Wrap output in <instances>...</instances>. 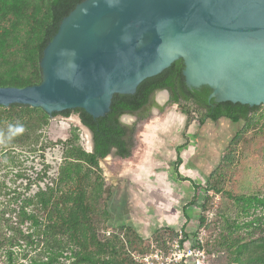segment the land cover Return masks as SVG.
Masks as SVG:
<instances>
[{"label": "rangeland", "instance_id": "rangeland-1", "mask_svg": "<svg viewBox=\"0 0 264 264\" xmlns=\"http://www.w3.org/2000/svg\"><path fill=\"white\" fill-rule=\"evenodd\" d=\"M46 2L31 0L21 11V17L14 13L4 18L0 15V51L10 52L0 64V74L14 69L24 76L31 70L29 62L24 59L21 42L28 37L35 19L44 16ZM6 5L16 7L12 1H7ZM154 100L164 108L162 111L153 108L147 119L139 120V117L128 114L121 117L128 125L138 122L132 157L121 159L111 153L99 160V170L91 172L85 165L84 174L77 181L59 186L60 169L68 159L75 157L74 149L80 147L92 152L86 144L88 137L79 124L48 116L40 108L19 120L0 118V264H8L6 249L9 239L21 236L16 223L22 205L35 201L37 196H51L53 205L58 203L55 210L52 205L38 212L44 232L41 239H53L48 225L62 229V225L69 224V229L72 226L80 238L78 252L95 258L93 262L82 260L81 256L67 260L61 258L62 263L103 264L109 258L113 264H128L129 258L150 252L156 245L152 238L157 230L141 233L137 223L147 222L144 225L147 229L157 215L161 219L168 215L156 210L149 184L162 189L172 187L173 192H179L177 185L183 180L174 181L177 147H183L179 151L183 159L179 171L181 168L187 177L185 181L190 194L183 199L185 204L169 199L168 204L173 208L168 210L171 213L173 203L179 204L180 208L188 205L185 209L188 223L172 229L176 233L181 231L183 237L187 235L186 244L194 252L190 264H223V253L218 258L217 252L210 255L208 250L216 247L215 239L224 217L235 215L236 208L229 195L256 193L264 196V110L257 111V119L250 130L232 142L243 123L221 120L200 125L198 111H193L188 118L176 104L166 105L168 94L164 91H157ZM5 108L0 106V111ZM229 152L234 155L232 163L223 161ZM216 166L214 177L208 179ZM209 181L217 192L207 190ZM195 184L199 188H195ZM152 195L159 197L157 193ZM72 198L78 201L74 204ZM29 208L32 209L28 206L26 209ZM74 212L78 222L71 225L66 219L72 218ZM200 216L206 218L201 227ZM28 224L23 226L24 230ZM83 232L86 238H83ZM107 243L109 253L104 254L100 252L101 244ZM23 248H14V264H26L31 255L44 250L43 244L29 249L30 254H24Z\"/></svg>", "mask_w": 264, "mask_h": 264}, {"label": "water", "instance_id": "water-1", "mask_svg": "<svg viewBox=\"0 0 264 264\" xmlns=\"http://www.w3.org/2000/svg\"><path fill=\"white\" fill-rule=\"evenodd\" d=\"M179 59L186 84L210 87V100L264 105V0H84L45 47L42 81L0 86V105L79 124L93 152L74 110L104 117L115 94H135Z\"/></svg>", "mask_w": 264, "mask_h": 264}, {"label": "trees", "instance_id": "trees-1", "mask_svg": "<svg viewBox=\"0 0 264 264\" xmlns=\"http://www.w3.org/2000/svg\"><path fill=\"white\" fill-rule=\"evenodd\" d=\"M7 1H12L16 7L9 8L6 5ZM30 1L0 0L3 3V6L0 7V15L4 18L7 14L14 13V15L21 17V11L29 5ZM37 1L39 2L40 0ZM82 1L84 0H47L44 16L40 19H35L34 23L31 24V28L28 30V37L21 42V50L25 53L24 59L29 62L31 70L24 76L18 74L14 69L0 74V86L25 87L39 84L42 81L40 61L43 56V51L57 33L62 20ZM9 53V51H0V64H3L2 62ZM184 67L185 65L182 59L176 60L160 74L147 78L140 83L135 94H115L112 99L111 109L104 117L94 118L83 109L78 108L74 110L79 114L83 125L92 132L94 150L93 152H86L80 147L74 149L76 152L75 157L68 159L65 165L61 167L57 185L77 181L80 175L84 174L85 165L91 172L99 170V160L107 157L111 153H114L115 156L121 159L132 157L133 151L136 148L138 122L128 125L122 122L121 117L127 114L137 115L139 120H145L153 108L162 111L164 107L154 100V94L157 91L167 90L170 98L166 105L176 104L179 111L188 118H190L193 111H198L201 114L199 119L200 125H204L207 122L217 123L221 120H229L232 124L243 123V127L236 131L232 142L241 133L250 130L257 119V111L260 109L264 110V105L251 107L230 101L217 102L215 99L210 100L209 95L212 92L210 87L203 85L200 88H190L186 84L183 75ZM36 110L30 106L14 104L6 107L4 111H0V118L10 121L15 119L19 120L25 114ZM41 111L46 114L42 109ZM71 111L67 110L62 112V114L67 116ZM56 114L59 113H54V115ZM33 132L35 131L33 130ZM36 140L37 138L30 143H34ZM229 146L228 144L227 148ZM233 159V153L229 152L223 158V161L232 163ZM177 161L174 165L176 180H184L185 178H182L179 173L178 166L181 163L179 155ZM217 166L212 170L208 179L214 177ZM196 187L199 188L195 184ZM206 188L208 191L218 190L211 181L208 182ZM50 192H53V190ZM229 196L233 200L236 208L235 215L224 217L221 231L215 239L214 244L216 247L213 250H208V254L212 255L215 251L219 254V258L220 253H223L225 257L223 264H264V196L256 193L230 194ZM72 199L74 204L78 201L77 198ZM53 204L51 196H37L35 201H31L24 206L22 205L16 223L18 225L17 228L21 232V236L19 238H10L8 241V247L6 249V255L9 260L8 264H14L15 247L21 248L24 246L22 252H25L24 254H30L29 249H33V247L36 249L41 244H43L44 250H40L34 255H31L26 264H65L61 262V258L67 260L80 256L82 260L91 262L95 260L94 257H90L87 254L81 255L78 252L77 242L80 241V238L71 229V225H76L78 222L76 212L72 216V218L76 219H66L67 223L71 224L70 229L69 224L62 225V229H58L55 225H48V230L51 228L53 239L51 241H43L41 239L44 232L41 223L42 217H40L38 212L45 210L49 206L51 207ZM57 204L55 203L53 205L54 210L57 208ZM27 206L32 207V209H26ZM26 223L30 224L24 230L23 226ZM205 223L206 218L200 216L199 226H204ZM244 231V234L241 233ZM175 234L176 232L171 227H162L155 232L152 240L156 246L160 247L167 239L174 237ZM82 236L86 238V233L83 232ZM185 236L184 238L187 239V235ZM108 245V243L101 244L102 250L100 249V252L103 251L104 254L109 253ZM114 249L112 248V250ZM245 255L248 257H244ZM26 256L24 255V258ZM127 263L138 264L132 258H129ZM103 264H113V261L108 258L106 261L104 260Z\"/></svg>", "mask_w": 264, "mask_h": 264}, {"label": "crops", "instance_id": "crops-1", "mask_svg": "<svg viewBox=\"0 0 264 264\" xmlns=\"http://www.w3.org/2000/svg\"><path fill=\"white\" fill-rule=\"evenodd\" d=\"M181 148H183V147H177V152H178L179 157H180L179 151ZM147 149H148V147H147ZM146 156H148V155H146ZM146 156H143V158L145 159ZM180 158H181V163L179 165L181 166V165H183L182 164L183 159H182V157H180ZM144 159L141 158V162H144ZM183 167L185 168V166H183ZM178 168H179V166H178ZM183 172L184 171L180 168L179 173H180L181 177L186 178V179H184L179 186L177 185V187H178L177 190H179V192H173L172 187H169V188L165 187L164 189H162V188H155L153 184L152 185L149 184V190H150L149 192H150L151 196L153 197L152 199L155 200L154 202H155L156 210L158 212L163 211V213L167 212L168 215L166 216L165 219H161L159 217V215H157L158 217L156 219H153L150 222L151 223V224H149L150 227L148 226L147 229H145V226H144L147 222H138L137 224H138V226L140 225L139 227L141 228V230H140L141 233H143V232H146V233L150 232L151 233V232H154L155 230H158L162 227L176 228L180 224H182L181 226H184L186 223H188V220H187L188 218L186 217V214H185L186 211L184 210L185 206L180 208L179 204L173 203L172 205L174 206V211L172 213L170 211H168V210H170V208H171V211L173 209L171 207V204H168V201L170 198L175 199L176 200L175 202L181 203V202H183V199L187 198V193L190 194L189 193L190 189L187 185L188 182L185 181V180H187V177H185L183 175L184 174ZM174 181L176 182L178 180H176V178H174ZM154 193H157L159 195V197L152 195ZM164 210H166V211H164ZM181 218H183L184 221Z\"/></svg>", "mask_w": 264, "mask_h": 264}, {"label": "built area", "instance_id": "built-area-1", "mask_svg": "<svg viewBox=\"0 0 264 264\" xmlns=\"http://www.w3.org/2000/svg\"><path fill=\"white\" fill-rule=\"evenodd\" d=\"M182 232L176 233L173 239H167L162 246H154L150 252L137 254L134 260L138 264H190L194 254L187 246Z\"/></svg>", "mask_w": 264, "mask_h": 264}, {"label": "flooded vegetation", "instance_id": "flooded-vegetation-1", "mask_svg": "<svg viewBox=\"0 0 264 264\" xmlns=\"http://www.w3.org/2000/svg\"><path fill=\"white\" fill-rule=\"evenodd\" d=\"M168 94H169V92H168ZM169 98H170V94H169V96H168V100H169ZM158 104H159V103H158ZM160 104H161V103H160ZM160 104H159V105H160Z\"/></svg>", "mask_w": 264, "mask_h": 264}]
</instances>
